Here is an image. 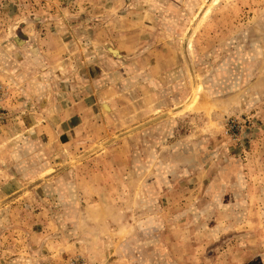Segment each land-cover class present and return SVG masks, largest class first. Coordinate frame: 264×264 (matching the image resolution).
Returning <instances> with one entry per match:
<instances>
[{"label":"rangeland","instance_id":"obj_1","mask_svg":"<svg viewBox=\"0 0 264 264\" xmlns=\"http://www.w3.org/2000/svg\"><path fill=\"white\" fill-rule=\"evenodd\" d=\"M39 39L51 43L55 50L58 48L52 42L64 40L66 70L75 77L86 71L91 77H103L105 83L110 74L107 71H111L106 60L113 58L117 64L126 61L128 67L134 65L137 72L139 67L144 76L140 78L145 80V67L139 62L147 64L151 58H143L142 52L162 51V41H169L172 49L167 72L151 83L165 84V79L177 75L170 84L190 90L182 98L184 107L177 110L185 112L184 121L172 124L174 132L179 134L182 124L184 131L190 128L215 134L220 139L219 149L230 154L231 162L243 161L234 162L243 167L247 180L257 179L248 183L246 203L251 197L264 223V0H0V49L5 48L6 58L5 66L0 65V168L6 169V174L0 172V264H97L88 252L79 250L81 244L75 236L74 250L60 248L65 244L61 233L74 231L76 235L88 227L80 218L77 189L74 209L63 212L60 195L48 199L45 188L49 183L46 179L59 175L57 171L34 172L24 166L19 171L16 167L27 163L25 159L35 149L57 165L69 159L66 167L70 173L74 164H81L79 152L91 149L90 143H85L89 141L77 132L63 141L61 134L66 127L60 124L54 107L25 105L28 101L21 83L28 85V81L15 75L20 71L18 49L26 41L34 48ZM231 69L239 70V76L227 75ZM238 84L246 86L242 98L221 105L213 99ZM61 97L55 94L54 103L61 104ZM87 130L101 131L95 126ZM47 133L53 134L52 139L49 135L47 139ZM119 158L113 154L112 163L99 164L111 172L99 177V183H112ZM39 160L45 165L46 159ZM41 177L44 184L34 188ZM100 191L102 197H117L116 189ZM122 208H126L125 203ZM103 215L109 216V212ZM96 222L98 232L109 233L110 227H105L103 220ZM118 231L125 233L127 228ZM49 238L54 241L47 245ZM51 247L58 249L60 258L47 253ZM228 256L233 263L239 257L236 248ZM251 262L264 264L256 258Z\"/></svg>","mask_w":264,"mask_h":264},{"label":"crops","instance_id":"obj_2","mask_svg":"<svg viewBox=\"0 0 264 264\" xmlns=\"http://www.w3.org/2000/svg\"><path fill=\"white\" fill-rule=\"evenodd\" d=\"M64 42L53 41L58 48L55 50L41 39L37 41L40 47L34 48L26 41L18 49L20 71L15 74L20 81H28V85L21 83L28 101L25 105L55 108L60 124L66 127L61 134L63 141H69L77 132L89 141L85 143H90L91 149L79 152L81 164H74L70 173V167H66L69 159L57 165L53 158L35 149L25 159L27 163L16 166L19 171L23 166L34 172L48 168L53 173L57 171L59 175L46 179L49 183L45 188L48 199L53 200V194L60 195L63 212L74 209L77 189L80 218L88 227L76 235L74 231L61 233L65 244L60 248L74 250L75 236L81 244L79 250L88 252L97 264H252L253 258L264 263V223L251 197L246 203V188L257 180L256 176L247 180V173L239 165L243 161L231 162L230 154L219 149L217 135L190 128L184 131L182 124L180 133L174 132L172 124L184 121L185 112L177 110L184 107L182 98L190 91L170 84L177 75L165 79V84L151 83L167 72L170 42L162 41V51L142 52L143 58H151L147 64L139 62L145 67V80L140 78L143 74L139 67L137 72L126 61L121 65L115 58L106 60L111 70L107 71V83L103 77H91L86 71L77 77L71 75L62 53ZM3 51L5 48L0 49L1 66L6 64ZM230 74L239 76V70L231 69L227 75ZM245 87L238 84L231 92L222 91L213 99L221 105L242 98ZM139 92L141 96H137ZM57 93L62 95L61 104L54 103ZM206 94L209 98V92ZM19 99L22 101L20 96ZM89 126L101 131H88ZM46 135L47 139L48 135L53 137L52 133ZM113 154L120 156L116 178L112 183H99V177L111 174L99 164L112 163ZM39 158L46 159L45 165L38 162ZM0 172L6 174V169L0 168ZM43 184L41 177L34 188ZM102 188L116 189L117 197H102ZM107 211L109 216L103 215ZM99 218L105 227H110L109 233L98 232ZM122 227L127 228L125 233L118 231ZM50 239L47 245L54 241ZM235 248L239 257L231 263L228 253ZM57 250L46 249L53 258H60Z\"/></svg>","mask_w":264,"mask_h":264}]
</instances>
